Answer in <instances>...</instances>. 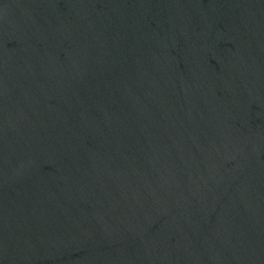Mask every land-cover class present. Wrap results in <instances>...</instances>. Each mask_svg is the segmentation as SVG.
I'll return each instance as SVG.
<instances>
[{"label":"water","instance_id":"water-1","mask_svg":"<svg viewBox=\"0 0 264 264\" xmlns=\"http://www.w3.org/2000/svg\"><path fill=\"white\" fill-rule=\"evenodd\" d=\"M0 264H264V0H0Z\"/></svg>","mask_w":264,"mask_h":264}]
</instances>
